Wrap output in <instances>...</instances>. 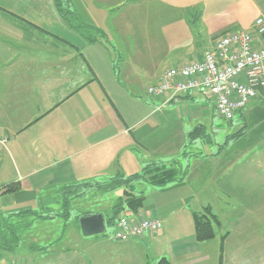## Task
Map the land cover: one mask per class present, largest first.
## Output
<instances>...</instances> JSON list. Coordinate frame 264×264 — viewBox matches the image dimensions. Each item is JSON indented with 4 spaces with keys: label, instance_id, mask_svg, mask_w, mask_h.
I'll return each instance as SVG.
<instances>
[{
    "label": "crops",
    "instance_id": "1",
    "mask_svg": "<svg viewBox=\"0 0 264 264\" xmlns=\"http://www.w3.org/2000/svg\"><path fill=\"white\" fill-rule=\"evenodd\" d=\"M70 3L73 23L83 27L69 24L55 0H0V135L7 137L0 148V264H264V156L249 172L246 161L263 145L264 90L237 112L241 131L216 151L208 134L216 130L213 99L200 90L147 93L218 37L254 32L264 0ZM199 139L203 153L194 150ZM174 162L189 166L183 181L157 187L140 180L134 189L143 206L123 209L132 220L160 219L157 233L111 237L123 187H85L68 216L57 212L65 186ZM207 207L220 224L214 238L199 241L194 213ZM96 213L113 228L85 236L78 217Z\"/></svg>",
    "mask_w": 264,
    "mask_h": 264
},
{
    "label": "built area",
    "instance_id": "2",
    "mask_svg": "<svg viewBox=\"0 0 264 264\" xmlns=\"http://www.w3.org/2000/svg\"><path fill=\"white\" fill-rule=\"evenodd\" d=\"M254 26V32L238 30L218 37L200 59L171 66L160 83L147 87L148 95L165 98L169 94L184 96L200 90L213 99L218 114L231 121L239 110L259 96L260 89L264 90V17H258ZM6 145L7 137L0 135V148ZM162 227V221L157 218L132 220L120 215L111 237L126 241L152 235Z\"/></svg>",
    "mask_w": 264,
    "mask_h": 264
},
{
    "label": "trees",
    "instance_id": "3",
    "mask_svg": "<svg viewBox=\"0 0 264 264\" xmlns=\"http://www.w3.org/2000/svg\"><path fill=\"white\" fill-rule=\"evenodd\" d=\"M71 0H55L56 7L61 16L71 25L79 28L83 27V24L75 25L72 21L75 15L74 9L71 8ZM4 12V10H3ZM90 40H94L92 37ZM242 133H237L233 136L239 137ZM189 166H183L178 162H174L170 165L163 163H153L142 169L141 172L124 176H114L105 183H84L79 185L65 186L62 189L63 193V212L60 215L68 216L70 214V202L71 200L82 196L85 193L84 188L88 186H96L104 191H112L117 187L124 188V196L121 200L113 206V216L109 218V224H113L117 217L120 216L123 209L126 207L131 210H139L144 204V196L138 194L134 189V183L136 181H146L157 187H165L175 182L183 181L188 173ZM16 186H10L9 190H15ZM54 217L52 215H39V218ZM80 219V216L78 217ZM220 224V219L210 207H207L203 212L194 213V226L195 235L199 241L210 240L215 237V227ZM105 234V233H104ZM16 245V244H15ZM14 245V246H15ZM157 264H171L167 258H161Z\"/></svg>",
    "mask_w": 264,
    "mask_h": 264
},
{
    "label": "rangeland",
    "instance_id": "4",
    "mask_svg": "<svg viewBox=\"0 0 264 264\" xmlns=\"http://www.w3.org/2000/svg\"><path fill=\"white\" fill-rule=\"evenodd\" d=\"M213 119H214V122H215L214 124L216 126V130L214 132L213 131H208V134L210 135L211 140H212L211 141L212 149L215 148V151H216L217 149H219L220 145H222V144L224 145V142L227 140V137H228L227 135H231L232 133L236 132L238 130L237 127L239 125H242L243 121L240 119V116H239L238 113L234 116V119L232 121H228V120L224 119L220 114H218V112H216V114L213 115ZM238 131H241V130H238ZM255 133H256V131L254 132V134H252V136H251V133H249L248 136H246V138H244L243 142L246 143V142H249L251 140H254ZM261 135H264V134H261ZM231 139H233V138H231ZM263 139H264V136H263ZM202 141H203L202 139H199L198 140L199 146L198 145H194V150L195 151L201 152V153L205 152L204 151L205 149H204V147L202 145ZM233 143H236V142L234 140H231L230 141V145L233 144ZM234 147H235V145L230 147L229 149H232ZM261 155L264 156V140H263V145L260 148H257V149L253 148L252 152L249 153L248 159H246V161L248 160V167H247V171L248 172L252 171V168H254L256 157L257 156L260 157ZM261 166H262L261 170L264 172V164L261 165ZM137 182L138 181H136L134 183V185ZM249 198L252 199V197H249ZM62 202L60 204V208H57V212L58 211L59 212H63V205H62L63 203ZM70 210H71V205H70ZM70 213H71V211H70ZM39 214L43 215V212H41ZM50 214L51 213L44 214V215H50ZM120 215L128 216V214L126 212H122ZM112 228H113L112 225L107 226L106 233H110Z\"/></svg>",
    "mask_w": 264,
    "mask_h": 264
},
{
    "label": "water",
    "instance_id": "5",
    "mask_svg": "<svg viewBox=\"0 0 264 264\" xmlns=\"http://www.w3.org/2000/svg\"><path fill=\"white\" fill-rule=\"evenodd\" d=\"M80 225L85 236L103 234L106 231L105 218L102 213L81 217Z\"/></svg>",
    "mask_w": 264,
    "mask_h": 264
}]
</instances>
